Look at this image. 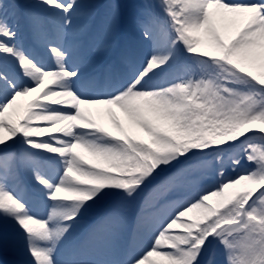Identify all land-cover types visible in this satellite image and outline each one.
<instances>
[{
  "label": "snow or ice",
  "instance_id": "1",
  "mask_svg": "<svg viewBox=\"0 0 264 264\" xmlns=\"http://www.w3.org/2000/svg\"><path fill=\"white\" fill-rule=\"evenodd\" d=\"M0 264H264V0H0Z\"/></svg>",
  "mask_w": 264,
  "mask_h": 264
},
{
  "label": "bare ground",
  "instance_id": "2",
  "mask_svg": "<svg viewBox=\"0 0 264 264\" xmlns=\"http://www.w3.org/2000/svg\"><path fill=\"white\" fill-rule=\"evenodd\" d=\"M93 111L98 120H100L101 122L105 124H110V121L108 120V117L103 109V106L94 107ZM115 111L121 119H124L123 114L120 113L119 110H115Z\"/></svg>",
  "mask_w": 264,
  "mask_h": 264
}]
</instances>
